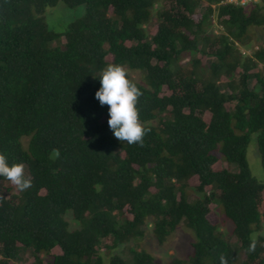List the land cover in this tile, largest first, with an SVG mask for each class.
<instances>
[{"label":"trees","instance_id":"obj_1","mask_svg":"<svg viewBox=\"0 0 264 264\" xmlns=\"http://www.w3.org/2000/svg\"><path fill=\"white\" fill-rule=\"evenodd\" d=\"M59 3L83 12L51 30ZM253 30L264 35V0H0V153L32 181L21 192L0 177V264H160L136 244L148 224L159 245L192 233L166 264H264V42L238 49ZM110 64L140 90L142 145L117 140L95 99Z\"/></svg>","mask_w":264,"mask_h":264},{"label":"rangeland","instance_id":"obj_2","mask_svg":"<svg viewBox=\"0 0 264 264\" xmlns=\"http://www.w3.org/2000/svg\"><path fill=\"white\" fill-rule=\"evenodd\" d=\"M228 1L236 2V0H228ZM259 1L260 0H239V2L241 4L242 3L245 4V3H249V2H259ZM82 12H83V6H77L75 8L69 9L65 5H63L62 3H59L54 8H48L46 10L45 22L48 25L49 29L58 30L61 27V25H64L66 22H69V21L81 16ZM214 22L216 23L215 20H214ZM214 22H213V25L211 26L212 27L211 30H215L217 28L216 27L217 23L215 24ZM148 29L150 32H154V30H155L154 21L151 24H149ZM252 32H253L251 34L252 48L251 49H245L241 46H238V49L240 50V52L242 54L247 55V56L250 55L251 52L257 48L259 43L264 42V35L261 34L260 31L253 30ZM187 60H188V57H185L183 59L182 63L186 62ZM200 60H201V64H203V65H205L207 62V59L203 58V57H200ZM261 67H262L261 65H258L255 69H252L251 72H255L256 70H260ZM237 71L239 72V69H237ZM132 76H134L135 78H138L137 73H132ZM248 85L250 88H254L256 86L255 79L254 78L250 79L248 81ZM163 93L167 94L168 91L166 89H164ZM225 106L227 109L231 108V105H229V104H226ZM203 118L205 121H208L210 118L209 113H205ZM256 148L257 147H256L255 142H251L249 144V148H248V152H247V161H248V165H249V168H250L253 176L256 179L261 180L263 175H262L260 160L258 158V152H257ZM225 167H228L225 162H217L216 164L213 165L214 170H219V169L225 168ZM196 184H197V179L195 177H193L189 180L190 187H194ZM10 187L15 189V185L11 184V182H10ZM261 196H262V202L260 204V210H263L264 209V191L262 192ZM210 209H211V212L208 214L207 218L209 220L213 221L214 215L216 213L215 212L216 209L214 208V205H210ZM219 219L221 220V222H219L220 231H222L224 236L228 237L231 242H234L235 241L234 237H232L230 235V227H231L230 222L229 221H226L225 223L222 222V221H224V217H223L222 213L221 214L219 213ZM144 228H145L144 239L139 240L138 242H136V244L139 248L146 249L155 258H157L159 260L160 264H166L172 258L185 259L188 256V254L190 252L189 244L193 240V238H192V233L188 229H186L183 225H180L171 234V236H169L167 238V240L162 245L157 244L155 242L154 238L152 237L150 224H148ZM256 235L264 237V223H262L261 228L257 231V233L254 234L255 237H256ZM52 252L53 253H59L60 251L58 248H55L52 250ZM111 253H112L111 250H107V249H102V251H101V255L103 256L105 261H107L108 256H110ZM238 256L240 259H243L244 258V252L239 251ZM23 259L24 260H23L22 264H30L33 260L32 258L28 257L27 255H23Z\"/></svg>","mask_w":264,"mask_h":264},{"label":"clouds","instance_id":"obj_3","mask_svg":"<svg viewBox=\"0 0 264 264\" xmlns=\"http://www.w3.org/2000/svg\"><path fill=\"white\" fill-rule=\"evenodd\" d=\"M99 79L100 87L95 92V99L100 106L107 105V124L114 137L129 145L143 144V137L148 131L140 121L136 107L141 95L137 86L127 77L125 69L118 64H110L95 76ZM0 177L15 185L23 192L32 186L30 177L24 172L22 163L9 164L6 156L0 153ZM255 242L250 245L254 248ZM220 264H226L225 258L220 257Z\"/></svg>","mask_w":264,"mask_h":264},{"label":"built area","instance_id":"obj_4","mask_svg":"<svg viewBox=\"0 0 264 264\" xmlns=\"http://www.w3.org/2000/svg\"><path fill=\"white\" fill-rule=\"evenodd\" d=\"M230 2H232V1H230Z\"/></svg>","mask_w":264,"mask_h":264}]
</instances>
